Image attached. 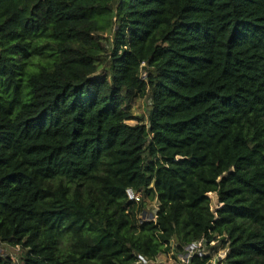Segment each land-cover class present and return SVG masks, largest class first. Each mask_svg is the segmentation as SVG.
<instances>
[{
    "label": "trees",
    "instance_id": "16d2710c",
    "mask_svg": "<svg viewBox=\"0 0 264 264\" xmlns=\"http://www.w3.org/2000/svg\"><path fill=\"white\" fill-rule=\"evenodd\" d=\"M200 241L264 264V0H0V264Z\"/></svg>",
    "mask_w": 264,
    "mask_h": 264
},
{
    "label": "rangeland",
    "instance_id": "374dc122",
    "mask_svg": "<svg viewBox=\"0 0 264 264\" xmlns=\"http://www.w3.org/2000/svg\"><path fill=\"white\" fill-rule=\"evenodd\" d=\"M104 37L108 36V32H101ZM102 72H100L98 75H101ZM149 108H150V101L148 100V98H144V99H137L135 100L134 105L131 107V111L133 113V115L135 117H142L145 119V123L147 122V116H148V112H149ZM130 125H135L137 124V121H131L129 122ZM210 201H212V205L214 207V209H218L219 208V204L217 203V196L215 194H211L210 195ZM212 199V200H211ZM157 201L156 200H149L147 202L146 208H147V214H156L157 211ZM217 212V211H216ZM222 242H215L213 247H217L218 248L214 251H212V247L210 248V256L213 259V264H218L219 260L221 257L219 256V253L223 256V259L226 257L227 255V244L223 245ZM21 251L18 248L15 247H11V246H7V245H2L1 247V254L4 256H9L11 257L15 262H18V260L20 259L21 256ZM176 252H170L168 254H162L160 255L155 261H148L145 264H177L179 262L178 260V254H175ZM175 254V255H174ZM185 254V253H184Z\"/></svg>",
    "mask_w": 264,
    "mask_h": 264
},
{
    "label": "built area",
    "instance_id": "2783aa9c",
    "mask_svg": "<svg viewBox=\"0 0 264 264\" xmlns=\"http://www.w3.org/2000/svg\"><path fill=\"white\" fill-rule=\"evenodd\" d=\"M128 196L130 199H133L135 201H139V196L135 195L131 191H128ZM155 215V214H154ZM215 242L210 243V245L206 244L204 241H200L197 243H194L191 246H188L184 249L183 253H178V260L179 262L177 264H192V259L195 255L198 256H210V248L213 247ZM2 244H0V252H1ZM185 253V254H184ZM176 254V253H175ZM174 254V255H175ZM220 259L223 260V256L219 253ZM213 259L211 260V263L213 264ZM221 261V260H219ZM148 262V261H147ZM147 262H144L147 263Z\"/></svg>",
    "mask_w": 264,
    "mask_h": 264
}]
</instances>
